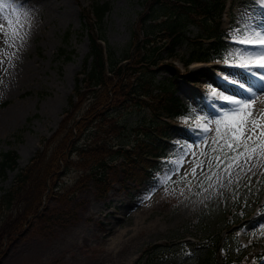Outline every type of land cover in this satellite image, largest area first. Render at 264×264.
Masks as SVG:
<instances>
[{
    "label": "rangeland",
    "instance_id": "1",
    "mask_svg": "<svg viewBox=\"0 0 264 264\" xmlns=\"http://www.w3.org/2000/svg\"><path fill=\"white\" fill-rule=\"evenodd\" d=\"M100 1L0 0V45L9 34L16 38L19 23L28 34L25 40L18 39L15 62L21 64V76L10 73L12 60L0 51V152H17L16 167L0 173L1 188L11 185L17 171L71 110L68 96L88 49L81 7ZM108 1L99 32L120 55L122 48L134 42V32L141 33L138 14L146 1ZM249 26L264 28L260 0H226L221 21L226 38H241L236 30L248 34ZM198 33L205 34L196 23H189L186 35L190 38L175 45V55L164 58L185 75L180 76L177 94L190 113L175 119V128L162 143L169 154L158 160L155 178L129 181L128 185L114 181L104 195H99L92 180L72 196L49 195L46 189L44 215L30 217L31 224L12 240L0 264H156L160 260L163 264H199L207 255V246L216 255V239L223 244L221 254L264 251V155L257 152L247 164L246 157L226 160L224 154L233 156V152L222 147L223 127L218 135L217 125L211 122L225 105L218 99L221 93L243 98L247 87L257 93L250 119H256L257 112L264 115V83L233 66L236 53L245 45L229 40L224 44L223 60L185 64L199 48ZM166 75L170 72L160 65L155 78ZM149 112L137 105L111 109L112 116L125 124L120 140L115 141H131L133 127L148 122ZM203 124L212 130L204 133L198 127ZM260 131L245 136L253 135L255 140ZM243 150L242 141L237 154ZM62 171L60 166L47 180L49 186L55 182L63 190L79 174L74 166ZM254 260L246 264H264V254Z\"/></svg>",
    "mask_w": 264,
    "mask_h": 264
},
{
    "label": "trees",
    "instance_id": "2",
    "mask_svg": "<svg viewBox=\"0 0 264 264\" xmlns=\"http://www.w3.org/2000/svg\"><path fill=\"white\" fill-rule=\"evenodd\" d=\"M145 1L144 9L138 14L141 33L134 32V42L122 48L120 55L106 45L99 32L109 1L81 7L88 49L76 74L73 93L68 96L71 110L63 115L43 147L17 171L11 185L6 189L0 187V258L24 226L31 224L30 217L44 215L46 189L49 195L72 196L86 181L92 180L99 195H104L114 181L128 185L129 181L141 183L154 179L158 160L169 154L162 143L175 128V119L189 114L190 109L177 94L180 76H185L184 73L173 61L164 58L176 54L175 45L190 38L186 35V26L196 23L205 34L198 33L199 48L184 63L194 59H222L225 31L221 16L226 0ZM59 52L63 53L64 48L60 47ZM65 57L69 58L70 54ZM160 65H165L170 75L156 79ZM125 105L147 108L149 121L133 127L131 141H115L120 140L125 124L112 116L111 109ZM16 165L15 150L0 152V173ZM60 166L62 172L71 166L79 171L63 190L55 182L50 186L47 183ZM222 245L219 239L214 241V257L212 246H207V255L199 264H246L264 254V251L221 254Z\"/></svg>",
    "mask_w": 264,
    "mask_h": 264
},
{
    "label": "snow or ice",
    "instance_id": "3",
    "mask_svg": "<svg viewBox=\"0 0 264 264\" xmlns=\"http://www.w3.org/2000/svg\"><path fill=\"white\" fill-rule=\"evenodd\" d=\"M260 2L264 5V0H260ZM236 31L240 33L241 38L235 39L234 42L245 45V48L236 53V63L233 66L245 70L252 77H258L259 81L264 83V28L258 30L249 26L248 34H245L240 29ZM15 35L23 41L28 34L24 33L23 36H20L16 32ZM257 48L260 51H256L255 49ZM224 79L227 80L228 77H224ZM232 83L235 84L237 81L233 80ZM239 86L241 89H245L244 84ZM245 91L246 95L243 98L221 93L218 99L225 101V105H222L219 109L221 114L213 117L211 122L217 125L215 131L218 135L221 132V126L223 127L224 136L222 139H224V145L222 147H227L233 152V156H228L225 153V159L235 161L246 157L245 164H247L257 152L264 155V115L257 112V118L250 119L253 116V102L257 98V93L253 91L252 87H247ZM213 95H216L215 89L213 90ZM200 119H203V117ZM198 127H201L204 133L212 130L207 124L198 125ZM255 129L261 130L260 138L254 140L253 135L245 136L246 133H254ZM242 141L244 150L237 154V150L241 148ZM213 143H216V141H213ZM233 144L235 148L232 147ZM216 166L217 168L220 166L219 157H217ZM228 167H231V164L226 165L225 170ZM248 171H251V168H248ZM195 174L196 168L194 167L192 175L195 176ZM228 174L229 176L231 175L230 172ZM208 179H211V176Z\"/></svg>",
    "mask_w": 264,
    "mask_h": 264
},
{
    "label": "bare ground",
    "instance_id": "4",
    "mask_svg": "<svg viewBox=\"0 0 264 264\" xmlns=\"http://www.w3.org/2000/svg\"><path fill=\"white\" fill-rule=\"evenodd\" d=\"M16 32H18L20 36H23V33L25 32L23 30L22 26L20 25V23L17 25V30L15 31V33ZM18 39L19 38L17 36L15 38L14 36H10V34H9V36H7V39H4V38L2 39V43L0 45V51L4 52L5 54H8L9 58L12 60V62L10 63V73L13 76H16V75L21 76L23 73V70L21 68V64L19 62L18 63L15 62L16 51H17V48L19 47V44H20V43L18 44V42H19ZM238 90H241V89H238ZM261 100H262V98H261Z\"/></svg>",
    "mask_w": 264,
    "mask_h": 264
}]
</instances>
